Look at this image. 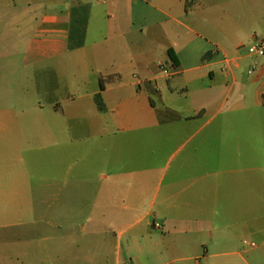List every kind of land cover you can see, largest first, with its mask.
Instances as JSON below:
<instances>
[{
	"label": "crops",
	"instance_id": "crops-1",
	"mask_svg": "<svg viewBox=\"0 0 264 264\" xmlns=\"http://www.w3.org/2000/svg\"><path fill=\"white\" fill-rule=\"evenodd\" d=\"M263 38L264 0H0V244L264 264Z\"/></svg>",
	"mask_w": 264,
	"mask_h": 264
},
{
	"label": "rangeland",
	"instance_id": "rangeland-1",
	"mask_svg": "<svg viewBox=\"0 0 264 264\" xmlns=\"http://www.w3.org/2000/svg\"><path fill=\"white\" fill-rule=\"evenodd\" d=\"M21 73V69L15 70L13 77L15 110L18 109V103L16 102L17 98H25L28 96L25 92L24 87L22 86L20 77ZM31 95L34 96L36 95V93H31ZM222 121H227L230 123L229 118L221 117L220 119L216 120L211 126L220 125ZM236 123H239V121ZM161 163L164 165V160H162ZM28 170L32 176H37L38 172L36 160L35 163H30ZM211 201L212 200H207V206H209V204L212 206ZM16 233L19 234L18 237L14 238L13 242H11V240H6L5 242H3V244H0V264H71V260H74L78 256L80 257V254L85 253V251H88L90 247L99 242V238L93 237L80 241L78 243L80 245L79 248H77L76 245H64V243H45L28 246L26 244V241H19L21 239V236H23L22 233ZM59 252L62 253L59 254ZM59 256L63 257V259H59Z\"/></svg>",
	"mask_w": 264,
	"mask_h": 264
},
{
	"label": "built area",
	"instance_id": "built-area-1",
	"mask_svg": "<svg viewBox=\"0 0 264 264\" xmlns=\"http://www.w3.org/2000/svg\"><path fill=\"white\" fill-rule=\"evenodd\" d=\"M247 54L250 57H263L264 56V38L250 45L247 49ZM172 69L165 70L166 74H169Z\"/></svg>",
	"mask_w": 264,
	"mask_h": 264
},
{
	"label": "trees",
	"instance_id": "trees-1",
	"mask_svg": "<svg viewBox=\"0 0 264 264\" xmlns=\"http://www.w3.org/2000/svg\"><path fill=\"white\" fill-rule=\"evenodd\" d=\"M170 58L173 60V62L176 64V58H175V55L173 54V52L171 50H169L168 52Z\"/></svg>",
	"mask_w": 264,
	"mask_h": 264
}]
</instances>
